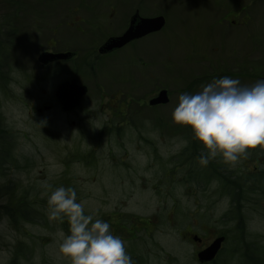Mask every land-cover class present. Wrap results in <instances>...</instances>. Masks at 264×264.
<instances>
[{
  "label": "rangeland",
  "instance_id": "1",
  "mask_svg": "<svg viewBox=\"0 0 264 264\" xmlns=\"http://www.w3.org/2000/svg\"><path fill=\"white\" fill-rule=\"evenodd\" d=\"M76 3L78 1L74 0H0V137L9 140L11 153L18 155L6 172L10 182H6L4 188L10 194L0 191V264H69L58 251L61 224L48 218L49 185L54 184L53 179L61 169L58 161L66 146L77 142L75 139L80 136L85 139L95 136V123L90 122L104 120L107 114L93 104L97 100L96 92H89L85 107L76 113L66 115L54 106L50 110L42 109L50 101L56 79L62 76L33 75L34 68L31 67L37 65L36 57L41 50L35 46L36 29L40 25L61 22V14L67 8L75 9ZM92 3L98 5V1ZM137 4L141 14H164L166 28L162 33L167 34V38L169 33L170 45L166 46V52L171 58L169 82L164 79L161 66L156 65L153 70L154 80L166 82L171 102L155 110L143 111L140 117L150 123L149 128L139 131L143 136L164 139L168 143L166 147L173 153L182 145L179 130L172 129L169 134L163 126L177 124L172 119V109L181 91H188L185 85L188 76L194 75L191 78L196 80V72L202 68L208 71L205 57L216 62L212 65H218L216 77L224 75L222 69L229 75L232 73L227 69L229 61L236 56L234 54L243 57L250 67V76L245 74L242 85H251L264 76V0H149V6L141 5L139 1L122 0L118 8L129 13ZM245 12H248L246 17ZM223 13L238 15L229 16L226 22L225 19L222 21ZM73 14L77 15L76 12ZM110 29L109 26L100 27L94 31L93 38H101ZM247 30L250 39L244 32ZM160 34L153 35L155 51L164 44ZM212 46L214 53H210ZM154 49L149 50L151 54L155 53ZM234 49L238 51L234 52ZM140 55L149 60L142 53ZM210 58L206 60L210 61ZM198 87L192 83L189 92H197ZM71 121H76L73 128L69 125ZM155 121H159L158 129L153 126ZM138 158L141 161L140 156ZM247 158L250 159L249 169L254 170L253 164L258 162L256 171H259L261 166L264 167V146L249 149ZM75 175L84 176L77 172ZM0 184L4 185L2 177ZM19 186L24 190L26 200L23 209L6 203ZM93 190L98 191L97 188ZM168 192L169 198L161 201L157 198L159 193H133L131 201L134 198L137 201L128 200L130 211L148 215L160 207L162 213L161 222L152 231L148 243L153 252L139 253L137 264H199L193 252L195 246L180 238L179 234L183 233L179 232L185 230L199 234L203 239L213 234L226 235L224 250L212 264L264 263V194L258 191L246 193L249 202L243 203V208H249V212L245 211L247 219L245 223H235L230 219L231 207L235 206H231L226 193H216L212 183L189 192L184 184L173 182ZM86 202L88 211L97 206L92 200ZM243 208H235V215L244 212ZM193 218L203 223H191Z\"/></svg>",
  "mask_w": 264,
  "mask_h": 264
},
{
  "label": "flooded vegetation",
  "instance_id": "2",
  "mask_svg": "<svg viewBox=\"0 0 264 264\" xmlns=\"http://www.w3.org/2000/svg\"><path fill=\"white\" fill-rule=\"evenodd\" d=\"M74 1H78L77 8L74 6L75 9L67 8L66 12L61 14V22L56 21L51 26L49 24L40 25L36 29L34 39L37 43L35 46L41 50L36 57L37 65L31 67V69L34 68L33 75L62 76L61 79H56L50 101L42 109L50 110L54 106L66 115L76 113L85 107L83 105L89 92H96L98 93L97 100L93 104L100 112H106L107 117L104 120L90 122V124L95 123V136L88 139L80 136L75 139L77 142L66 146L58 161L61 169L55 175L54 184H51L49 191L60 185L73 186L77 190L78 199L94 201L97 206L89 211L94 210L100 218L110 223L114 233L120 235L126 242L127 251L136 264L139 253L148 255L153 252L148 243L152 231L161 222L162 213H160V207L148 215L130 211L128 202L131 201L133 193H147L148 195L159 193L157 198L161 201L169 198L168 188L173 182L184 184L189 192H192L194 188L202 189L212 183L213 190L216 193H226L231 206H235L234 208L230 206L231 221L245 223L247 219L245 211L249 210L248 207L243 208V203L249 202L246 199V193L258 191L264 194V167L261 166V169L256 171L257 160H255L257 163L253 164L254 170L249 169L248 154L241 156L237 163L228 162L217 156L210 159L207 164H203L200 162V156L203 153L201 144L193 138L190 127L178 123L175 126H171L170 123L163 126L169 134L172 129L179 130L180 138H178L182 145L173 153L166 147L168 143L164 142V139H153L140 134L139 130L149 128L150 123L140 117L143 111L155 110L171 102V94L166 82L154 80L155 71H153L156 65L161 66L164 69V79L169 82L171 58L167 55L166 46L170 45V36L168 33L167 38V34L162 33L166 28L164 14H141L139 4L131 12L123 13L118 8L122 0H84L88 3L83 0ZM93 1H98V5L92 3ZM113 1L117 3L116 6ZM125 1H139L141 5L145 3L149 6V0ZM135 13L140 17L163 16L164 25L160 30L134 38L114 50L103 51L102 46L108 39L120 36L127 30ZM227 13L222 14V21L228 22L229 16L237 17L238 15L236 13L227 15ZM246 13L248 15V12H245V17ZM229 21L235 22V20ZM106 26L111 28L108 33L101 38H93L94 31ZM185 32L189 33L187 30ZM244 32L250 39L249 30ZM156 34H160L164 44L158 46L155 51L152 45L156 42L153 39V35ZM151 48L159 55L158 58H155L154 52L151 54L149 51ZM235 51L238 50L234 49ZM141 53L149 60H144ZM199 53L203 54V51ZM210 53H214L213 46L210 48ZM66 54L69 56L66 57ZM42 55H45L44 58L52 59L44 63L39 60ZM234 55L236 56L229 61L230 66L227 70L232 72L230 75L239 78L244 84L245 74L248 78L250 76V67L243 57ZM198 58L204 59L203 57ZM206 58L210 57H205L206 64L209 65L208 71L202 68L200 72H196V80L191 78L194 75L190 74L185 84L188 88L187 92L192 83L199 85V91L204 83L211 81L216 77L215 74L219 73L217 72L218 65H212L216 62L212 58L210 61ZM223 70H221L224 74L222 76H230L229 72H223ZM72 79H75L78 85H84L86 91L78 106L64 111L55 92L59 85ZM161 91L166 92L168 101L165 104L150 105L149 101ZM158 122H153V126L157 129L160 127L157 126ZM75 124L76 121H71L70 128L75 127ZM168 138H171L170 135ZM3 139L0 137V168L3 167L0 177L4 185L0 184V191L9 195V191L6 192L4 188L6 182H10L6 177V172L9 166L17 160L18 155L16 157L15 152L11 153L9 140ZM156 169L157 173H155ZM76 172L84 175L83 178L76 176ZM93 188H97L98 191H94ZM135 201L137 200L134 198L131 202ZM235 202H237L236 205ZM6 203L13 207L16 205L19 209L26 207L24 190L19 186V189L9 196ZM239 207H242L244 212L237 216L235 208ZM190 222L203 223L197 218H193ZM59 223L61 229L67 232L69 228L67 219ZM179 233H183V235L179 234L183 241H190L195 246L193 252L196 259L197 253L205 249L216 237H223L214 258L204 263L197 259L199 264L216 262L224 250L225 234H213L203 239L199 234L186 232V230ZM262 257L263 255L259 258Z\"/></svg>",
  "mask_w": 264,
  "mask_h": 264
},
{
  "label": "clouds",
  "instance_id": "3",
  "mask_svg": "<svg viewBox=\"0 0 264 264\" xmlns=\"http://www.w3.org/2000/svg\"><path fill=\"white\" fill-rule=\"evenodd\" d=\"M171 116L190 127L201 144V163L217 156L236 162L249 149L264 146V78L242 85L239 78L214 77L197 92L180 93ZM86 204L73 186L60 185L47 193L49 220L67 219L69 225L67 232L58 233L59 253L69 264H135L126 242L107 220L86 211Z\"/></svg>",
  "mask_w": 264,
  "mask_h": 264
},
{
  "label": "water",
  "instance_id": "4",
  "mask_svg": "<svg viewBox=\"0 0 264 264\" xmlns=\"http://www.w3.org/2000/svg\"><path fill=\"white\" fill-rule=\"evenodd\" d=\"M164 25L163 16L155 17H140L137 13L130 20V24L127 30L120 36L112 37L106 41L102 46L103 51L114 50L126 42L141 37L147 33L158 31ZM66 57L69 55L66 54ZM64 56V57H65ZM45 55H42L39 60L46 63V61L51 60L52 58H44ZM86 87L84 85H78L75 79L71 81H65L59 85L55 95L59 100L63 110L68 111L79 105L82 95L85 94ZM168 101L167 94L165 91H161L157 96L149 101L150 105L155 104H165ZM223 240V237H217L214 239L208 247L197 253V258L199 262H207L214 258L220 244Z\"/></svg>",
  "mask_w": 264,
  "mask_h": 264
}]
</instances>
